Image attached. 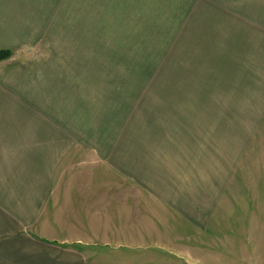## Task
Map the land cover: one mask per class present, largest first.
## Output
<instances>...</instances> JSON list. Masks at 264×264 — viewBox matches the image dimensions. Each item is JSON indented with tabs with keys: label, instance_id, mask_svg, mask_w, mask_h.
I'll return each mask as SVG.
<instances>
[{
	"label": "rangeland",
	"instance_id": "rangeland-1",
	"mask_svg": "<svg viewBox=\"0 0 264 264\" xmlns=\"http://www.w3.org/2000/svg\"><path fill=\"white\" fill-rule=\"evenodd\" d=\"M45 4L37 51L46 58L53 56L55 63L63 57L69 63L76 61L78 110L91 115L94 131L106 137L113 133L115 141L121 136V142L131 147L135 136L154 133L155 122L161 119L160 129L174 127L183 137L176 140L174 134L160 131L152 136L157 144L172 139L182 147V140L193 143L195 137L208 140L214 148L212 156L208 150L196 156L198 167L209 171L204 172L203 185L195 189L204 193L206 210L212 211L217 203L210 235L188 228V235L182 236L176 230L164 237L172 244L170 251L152 248L144 236L136 246L140 249L132 254L81 246L77 250L83 264H264V150L252 155L255 148L264 146L252 132V126L264 117V0H45ZM240 28L244 47L246 30L250 39L263 38L256 61L243 79L229 70L232 50L237 54L240 50ZM249 44L254 48L252 41ZM231 82L234 88L240 84L236 93L229 91ZM197 100L204 101L203 112L191 120L204 122L198 131L181 118L180 114H191L187 108L175 111L170 106ZM220 110L230 112L232 133L228 115L220 117ZM213 119L212 137L207 123ZM133 126L139 129L131 136ZM243 149L253 160L250 172L229 178V153ZM219 168L222 187L212 185ZM184 171L192 174L187 168ZM245 176L248 181L243 187ZM186 180L181 187L173 184V195H184L182 190L193 186ZM144 207L146 217L150 210ZM152 213L149 216L155 221ZM160 213L168 227H180L181 218L174 212Z\"/></svg>",
	"mask_w": 264,
	"mask_h": 264
},
{
	"label": "crops",
	"instance_id": "crops-1",
	"mask_svg": "<svg viewBox=\"0 0 264 264\" xmlns=\"http://www.w3.org/2000/svg\"><path fill=\"white\" fill-rule=\"evenodd\" d=\"M45 8V0H0V50L12 52L0 62V264H83L77 250L81 246L132 254L140 249L136 246L144 236L152 248L170 251L172 244L164 237L176 230L182 236L188 235V228L210 235L217 203L212 211L206 210L204 193L195 189L203 185L204 172L209 171L198 167L196 156L204 150L212 156L210 142L194 137L193 143L182 140V147L172 139L157 144L152 136L160 131L174 134L176 140L183 137L174 127L160 129L161 119L150 136L130 138L131 147L121 142V136L115 141L113 133L106 137L94 131L91 115L78 110L76 61L69 63L63 57L55 63L53 56L46 58L37 51ZM241 32L240 28L239 53L232 50L229 65L231 75L239 79L249 74L263 39H250L246 30L244 47ZM239 86L234 88L231 82L229 91L236 93ZM203 102L170 106L175 111L187 108L191 114H180L181 118L198 131L204 122L191 120L203 112ZM220 113V117L228 115L232 133L230 112ZM207 124V133L213 137L214 119ZM138 129L134 127L131 136ZM252 132L264 145V117L252 126ZM184 138L190 139L185 131ZM263 150L264 146L257 147L252 155ZM247 151L229 153L232 158L235 155L236 163L229 160V178L250 172L253 160ZM185 168L192 174L185 175ZM217 173L212 185L222 187L221 168ZM186 178L193 186L182 190L184 195H173V184L181 187ZM247 181L245 176L243 187ZM143 205L146 212L156 214L152 216L159 224L151 220L150 212L142 216ZM159 211L174 212L181 218L180 227H168Z\"/></svg>",
	"mask_w": 264,
	"mask_h": 264
},
{
	"label": "trees",
	"instance_id": "trees-1",
	"mask_svg": "<svg viewBox=\"0 0 264 264\" xmlns=\"http://www.w3.org/2000/svg\"><path fill=\"white\" fill-rule=\"evenodd\" d=\"M12 55V52L9 50H0V62L8 60Z\"/></svg>",
	"mask_w": 264,
	"mask_h": 264
}]
</instances>
